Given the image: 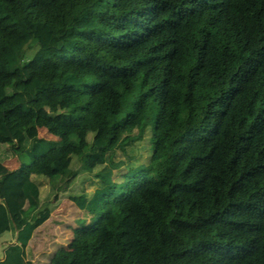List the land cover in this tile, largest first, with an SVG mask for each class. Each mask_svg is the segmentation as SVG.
Returning a JSON list of instances; mask_svg holds the SVG:
<instances>
[{
  "label": "trees",
  "instance_id": "1",
  "mask_svg": "<svg viewBox=\"0 0 264 264\" xmlns=\"http://www.w3.org/2000/svg\"><path fill=\"white\" fill-rule=\"evenodd\" d=\"M151 127L148 164L116 160ZM81 173L69 199L109 211L52 264H264V0H0V264H35L39 182Z\"/></svg>",
  "mask_w": 264,
  "mask_h": 264
},
{
  "label": "rangeland",
  "instance_id": "2",
  "mask_svg": "<svg viewBox=\"0 0 264 264\" xmlns=\"http://www.w3.org/2000/svg\"><path fill=\"white\" fill-rule=\"evenodd\" d=\"M36 51V46L28 47L25 52V60L31 57L34 52ZM8 91H11L8 88ZM76 113H80L81 107L77 106L74 110ZM150 138L149 135L141 141L135 142L133 145L127 147V152H124L122 149H117L115 158L116 160H126L127 162L131 161V164L134 166H140V165H146L149 163V158L151 156V144L153 143V131L154 127L150 128ZM92 136H90L91 139ZM151 139V140H150ZM132 156L133 159L129 160V156ZM17 160V156H14L13 159L7 160L5 164L7 165L8 169H11L14 167V161ZM18 162V161H17ZM77 165V164H76ZM130 165L124 166L120 169H117L114 173V180L117 182H123L126 180V178L129 175L130 171ZM79 167V163H78ZM42 189H43V200L44 204H54L57 207H60V202L62 199L69 197V194H75L80 193L82 191H89L92 192V190L96 187V185H99L100 181L99 179L94 175L85 173H81L80 177L78 179H75V181L72 183L71 187L68 189V191H59L58 192V199H54V195L51 193L49 194V184L47 182L40 181L39 182ZM72 202V201H70ZM73 203V202H72ZM77 206V205H76ZM73 208V207H72ZM79 208V207H78ZM63 209H66V216L65 218L73 217L76 215V211L69 208V206L64 205ZM79 210L82 211V209L79 208ZM62 210L58 212L56 217L62 216ZM58 222H53L54 226H51L55 228L56 226H60L59 223L61 222L59 219H56ZM98 222V219L92 220L93 222ZM58 223V224H56ZM71 226V223L68 225V227ZM67 226H62V228H58V231H51L48 233V238H46L45 245L43 244V241L39 239V236L34 240V243L29 247V259L33 260L35 263L39 264H49L54 251H56L60 245L66 244L70 242V233L65 229ZM48 228V227H47ZM48 231V229H47ZM54 234V236H52ZM10 237V232H5L2 237L0 238V258L4 257V248L6 247V241ZM40 240V241H39Z\"/></svg>",
  "mask_w": 264,
  "mask_h": 264
},
{
  "label": "crops",
  "instance_id": "3",
  "mask_svg": "<svg viewBox=\"0 0 264 264\" xmlns=\"http://www.w3.org/2000/svg\"><path fill=\"white\" fill-rule=\"evenodd\" d=\"M39 133H40L41 137H44V138H47V139H54V140H58L59 139V137L51 134L47 130V128H44V127L43 128H39ZM13 157H11L10 159L12 160ZM13 163H14V167L11 168L10 170L18 169L19 166H20V161H19L18 157H17V160L14 161ZM97 187H98V185H96V187L92 190V192L87 191L88 195L92 196L94 191H95V189ZM49 192H50V188H49ZM42 193H43V189H42ZM48 195H50V194H48ZM70 201L71 200L69 199V197L65 198L64 200L62 199V201L60 202V205H59L60 207H57L56 205H54L52 203L49 204V206L52 209L51 216L43 225L38 227L36 229V231L34 232V235H33L32 239H31V241H30V243H29V245L27 247V254L28 255H29V247L34 243V240L37 238V236H39V239L42 240L43 244L45 245V241H46V238H48V233L50 232V230L52 229L51 231H53V230L54 231H58V228H60V227L62 228V226H64V227L67 226L65 229L70 233V242L60 245L57 250H59V249L73 250V249H75L76 247L73 244L74 230L79 227L80 221L84 220V221H86L89 224V223L92 222V220L99 219L105 212L109 211V205H107V204L101 205L99 207V209L96 210V211H90V210H86V209H82V211H81V210H79L78 206H76V203H74L73 201H72L73 202L72 203ZM64 205L69 206V208H71L72 210L76 211L77 212L76 215L73 216V217H69L68 219L65 218L66 209H63ZM61 210H62V213H61L62 216L60 218L56 217L58 212L61 211ZM56 219H59L61 221L59 223L60 226H56L55 228H53V227H51V226H54L53 222H58ZM70 223H71V226L68 227V225ZM56 224H58V223H56ZM47 229H48V231H47ZM52 236H54V234H52ZM15 242H16V237H15V235L12 232H10V237L5 242L6 243V247L4 248L3 252L5 253V250H6L8 245L13 244ZM1 248L3 249V247H0V250H1ZM56 251H54L53 256H54ZM53 256H52V259H53ZM3 258L4 257H1L0 260H2ZM52 259H51L49 264H52ZM35 264H39V263H36V261H35Z\"/></svg>",
  "mask_w": 264,
  "mask_h": 264
}]
</instances>
